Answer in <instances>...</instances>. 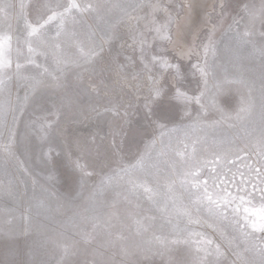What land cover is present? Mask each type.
Here are the masks:
<instances>
[{
    "label": "rangeland",
    "instance_id": "1",
    "mask_svg": "<svg viewBox=\"0 0 264 264\" xmlns=\"http://www.w3.org/2000/svg\"><path fill=\"white\" fill-rule=\"evenodd\" d=\"M190 1L197 5L194 33L198 38L190 36L189 43H206L214 25L218 42L216 55L209 57L213 74L203 98L209 107L207 119L202 123L219 120V114L211 107L212 96L216 97L220 108L232 112L240 95L246 93L245 89L238 91L236 84L227 81L254 82L255 95L259 98L260 80L264 75V61L258 51L264 46V23L259 12L261 0H248L246 4L242 0H76L81 5L102 7L98 13H76L74 21L68 25L69 32H74L76 38L83 41L86 50L94 47L99 51L102 47L103 51L94 62L85 64L81 61L57 68L50 50L44 48L49 54L36 58L40 69L29 64L22 69L28 74H36L47 68L60 78L62 86L42 90L37 98L39 103L29 104L23 115L18 114L16 159L0 153V264H12L13 261L16 264H172L173 261L192 264L197 255L203 256V253H196V246L191 243L195 237L189 238L186 230L211 233L199 225H188L184 217L178 219L175 216L173 197L177 205L187 203L188 198L178 183L173 184L183 167H174L171 159L166 158L156 167L138 170L131 177L150 192L144 187L130 192L129 177H123L94 194L102 178L113 175L114 170L119 171L116 161L134 162L137 152L143 151L149 138L130 133L123 137L122 151L113 155L114 140L120 143L122 139L121 127L128 132L130 127L137 126L138 117L134 108L129 109V102H134L137 93L146 95L152 79L140 63L138 48L134 50L131 46L133 41L123 9L112 6L160 3L183 24L189 10L182 5L190 4ZM64 3L67 0H0V5L10 6L7 22L0 17V31L12 34L14 61L17 39L21 42V59L27 54L24 44L26 22L35 24L49 12V7L55 9L57 4ZM221 5L225 6L222 17ZM246 5L255 16L244 11ZM147 15L151 19V10ZM165 18V13H156L159 22ZM117 19L125 21L116 26L118 38L106 42L104 34ZM144 23L141 21L142 28ZM47 29L49 35L54 36L55 22ZM246 29L251 33L245 38L247 43L230 39L237 31L243 33ZM152 35L154 33L149 34L150 40ZM165 43L157 40L154 50L160 52V45ZM61 45L65 56L78 57L79 52L71 47L70 37H62ZM152 51L148 50L149 56ZM166 54L172 59L170 50ZM117 61L124 65L122 69L118 68ZM182 63L188 73L185 87L191 95L197 90L198 77H192L189 61ZM160 72L158 67L151 69V74L163 82ZM11 88L13 100L17 92L23 97L24 89L17 87V81L11 82ZM199 88H204L202 82ZM191 108L195 115L199 106L193 104ZM125 109L129 110L128 123L121 119ZM161 115L168 121L169 128L177 122L175 108L165 106ZM256 118H259L258 112ZM33 121L36 123L30 128ZM41 124L45 128L44 142L39 141L33 131ZM211 131L209 129L210 134ZM235 131L225 126L218 128L216 135L219 137L222 132L231 135ZM176 143L173 137V144ZM179 147L183 148V145L179 144ZM50 149L51 159L45 161L41 152L48 153ZM188 151L191 153V147ZM205 155L199 151L196 154L200 160ZM17 160L26 161L28 171L18 165ZM77 161L90 175L75 167ZM195 162V159H189L184 167ZM50 174L51 181L47 179ZM42 185L50 191L45 193ZM227 234L231 236L230 229ZM215 238L227 249L220 264H246L251 258L239 240L228 248L218 235ZM185 240L189 242L185 243ZM207 259H212L215 264V258ZM203 264H207V260Z\"/></svg>",
    "mask_w": 264,
    "mask_h": 264
},
{
    "label": "snow or ice",
    "instance_id": "2",
    "mask_svg": "<svg viewBox=\"0 0 264 264\" xmlns=\"http://www.w3.org/2000/svg\"><path fill=\"white\" fill-rule=\"evenodd\" d=\"M8 7L10 6L0 5V17L6 22L9 17ZM101 7L98 4L81 5L76 0H67V3L57 4L55 9L49 7V12L42 15L35 24L26 22L24 44L27 45V54L23 56V60L20 40L17 39L15 42L17 55L14 61L12 34L10 31H0V130L3 132L0 136V153L6 157L16 159L14 147L17 143L18 114L23 115L29 104L39 103L37 98L42 90L62 86L60 78L47 68L43 69V73L36 74H28L22 69L26 64L40 69L41 65L37 63L36 58L49 54L44 48L50 50L57 68L68 64H79L81 61L85 64L94 62L103 48L97 51L94 47H89L86 50L83 41L76 38L74 32H69L68 25L74 21L76 13L93 11L98 13ZM112 7L123 9V17L126 18L133 41L131 46L134 50L138 48L140 63L152 79L148 93L146 95L137 93L134 102H129V109L134 108L138 117L137 126L130 127L128 132L121 127L122 139L120 143L114 140L113 155H118L122 151L121 145L125 142L123 137L129 136L130 133L133 136L149 138L144 144L143 151L137 152L134 162L125 164L122 160L116 161L119 171L114 170L113 175L102 178L94 194L104 191L114 180L123 177H129L130 192H135L139 187H144L146 192H150V189L131 177L138 170L149 166L156 167L166 158L171 159L174 167L178 169L183 167V171H178L173 184L178 183L188 198L187 203L181 202L177 205L173 197L175 216L178 219L184 217L188 225H199L210 230L211 233L193 231L190 228L186 230L189 238L195 237L191 243L195 244L196 253H203V256L197 255L192 264H203L205 260L207 264H214L212 259H207L210 257L215 258V264H220L227 249L215 238L217 235L226 242L228 248L239 240L244 245V252L251 254L246 264H264V75L260 80L259 98L255 95L254 82L243 79L227 81L236 84L238 91L245 89L246 93L240 95L237 107L232 112L220 108L216 103V97L212 96L211 107L219 114V120H213L208 124L202 123L207 119L206 112L209 107L204 103L203 98L207 92L209 77L213 74V65L209 63V57H214L218 50V42L215 39L216 26L214 25L209 31L206 43L201 41L199 44L195 42L190 44V36L198 38L194 33L197 15V5L194 3L182 5L189 10V14L183 18V24L180 20L174 19L167 7L160 3ZM224 7L221 5V17ZM148 10H151V19L147 15ZM244 11L250 16H255L248 5L245 6ZM157 12L165 13L166 18L163 22L156 19ZM259 12L264 23V0H261ZM141 21L145 22L143 28ZM53 22L56 32L54 36H50L47 26ZM124 22L123 19H117L111 29L105 32L106 42L118 38L116 26ZM173 25H175L174 31ZM150 33H154L151 40ZM250 34L247 29L243 33L237 31L230 39H234L237 43H247L245 38ZM66 36L70 37L71 47L79 52L78 57L74 59L65 56L63 52L61 38ZM157 40L166 42L160 45V52L154 50ZM149 49H153L150 56ZM169 50L172 59L166 54ZM258 51L264 61V46ZM193 59L195 62H192ZM184 60L189 61L193 70L192 77L194 79L198 77L197 90L191 95L185 87L188 73L184 71L182 63ZM117 64L118 68L124 67L118 61ZM156 67L161 70L160 76L163 82L151 74V69ZM13 80L17 81V87L22 86L24 89L23 97L17 92L14 100L11 88ZM201 82L204 85L203 89L199 88ZM193 104L199 106L195 110V115L191 108ZM165 106L176 109L177 122L171 128L161 115ZM128 111L125 109V115L121 117L124 123H128ZM117 113H119L118 109ZM35 123L33 121L29 127L31 128ZM225 126L236 131L231 135L222 132L218 137L217 129ZM209 129L212 130L211 134ZM33 131L37 139L44 142V125L33 128ZM173 137L177 142L176 145L173 144ZM179 144H182L183 148H180ZM189 147L191 153L188 151ZM198 151L206 153L203 160L197 158ZM41 158L45 161L51 159V149L48 153L41 152ZM189 159H195L196 162L184 167ZM17 163L28 171L25 167L26 161L17 160ZM75 167L82 173L90 175L78 161ZM47 179L51 181L52 175L50 174ZM41 187L45 193L50 191L46 186ZM169 191H172V185L169 186ZM229 229L231 236L227 234ZM184 242L188 243L189 240ZM64 252L67 255L66 247ZM12 264L16 262L13 261ZM172 264H180V262L173 261Z\"/></svg>",
    "mask_w": 264,
    "mask_h": 264
},
{
    "label": "bare ground",
    "instance_id": "3",
    "mask_svg": "<svg viewBox=\"0 0 264 264\" xmlns=\"http://www.w3.org/2000/svg\"><path fill=\"white\" fill-rule=\"evenodd\" d=\"M191 3H194V1H190ZM208 3V2H207ZM194 4H196V3H194ZM208 5V4H207ZM207 5H205V6H207ZM208 7V6H207ZM207 9V8H206ZM205 21V20H204ZM202 25V24H201ZM201 25H200V27H201ZM196 29V28H195ZM198 29H200V28H198ZM192 43V42H191Z\"/></svg>",
    "mask_w": 264,
    "mask_h": 264
},
{
    "label": "crops",
    "instance_id": "4",
    "mask_svg": "<svg viewBox=\"0 0 264 264\" xmlns=\"http://www.w3.org/2000/svg\"><path fill=\"white\" fill-rule=\"evenodd\" d=\"M244 3L243 4H246L248 3L249 1L248 0H242Z\"/></svg>",
    "mask_w": 264,
    "mask_h": 264
}]
</instances>
